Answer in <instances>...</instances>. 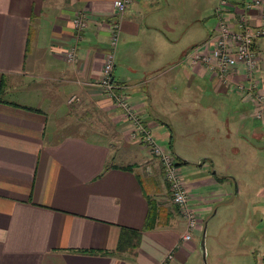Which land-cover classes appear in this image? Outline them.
Wrapping results in <instances>:
<instances>
[{"label":"crops","instance_id":"crops-1","mask_svg":"<svg viewBox=\"0 0 264 264\" xmlns=\"http://www.w3.org/2000/svg\"><path fill=\"white\" fill-rule=\"evenodd\" d=\"M179 1H127L117 16L113 79L154 138L187 170L188 202L203 220L185 240L186 220L171 202L158 159L129 139L122 109L96 84L111 36L113 0H0V264H158L166 251L172 253L168 264H202L196 236L223 197L219 225L232 235L220 238L221 227L215 232L221 242L210 250L212 264H264V224L247 247L239 242L243 230L234 229L240 205L229 185L235 177L233 157L224 150L234 149L230 139L239 130L246 140L264 144V111L255 113L251 91L235 88L237 81L247 82L242 64L225 80L204 63L187 61L185 52L199 43L185 37L179 42L189 25ZM218 1L204 38L215 32ZM229 7L226 3L225 16ZM79 10L87 24L76 39L71 19ZM254 12L249 10L251 21L257 20ZM200 16L194 19L203 20ZM74 42L73 61L63 52ZM258 85L264 90L263 78ZM203 87L221 98L211 109L212 130L207 128L211 118L202 115L210 111L208 102L200 101ZM71 94L78 99L70 100ZM95 109L107 117L108 128L114 127L105 128L108 139L99 125L93 127ZM221 136H226L221 153L229 164L225 157L216 166L209 153L218 152L214 141ZM240 185L242 204L264 195L260 186L253 195L243 188L241 195ZM150 196L160 208L156 224L140 230L133 252L105 254L102 249L115 248L122 226L144 224ZM243 216L246 226H253L254 215Z\"/></svg>","mask_w":264,"mask_h":264},{"label":"built area","instance_id":"built-area-1","mask_svg":"<svg viewBox=\"0 0 264 264\" xmlns=\"http://www.w3.org/2000/svg\"><path fill=\"white\" fill-rule=\"evenodd\" d=\"M127 1L113 0L116 11L112 17L111 36L107 44L108 50L103 58L102 74L96 80V84L102 92L104 91L111 97L115 106L117 105L122 109V115L130 124L127 132L129 137L139 144L145 145L153 156L158 158L160 168L163 171L162 175L169 186L168 191L171 200L176 203L181 216L186 220L184 233L181 236V240H185L192 236L193 229L202 223V219L197 215V208L188 202V198L192 194L184 180L177 157L169 147L154 138L150 128L144 120H141L136 109L129 102V96H126L123 89H120V83L113 79L114 51L119 37L117 16L124 12ZM226 3L230 5V16L228 14L225 16L223 13ZM251 8L257 17L255 21H251L253 17L249 13ZM215 12L218 17L214 24V34L204 38L202 44L190 46L185 52L187 61L204 63L216 70L217 74L225 80H228V72L234 69L236 64H242L247 82L244 80L237 81L235 88L239 91H251V99L258 103L255 113L261 114L264 111V90L259 89L258 84L262 78L264 79V0H243L241 3L219 0ZM84 13V10H79L71 19L76 39L82 36V30L87 24ZM231 16L232 18H230ZM75 46L76 42L67 46L63 52L66 59L74 61ZM255 72H258V75L254 74ZM253 89L255 90L254 93ZM69 99L76 100L78 97L71 94ZM171 259V251H166L158 264H168Z\"/></svg>","mask_w":264,"mask_h":264},{"label":"rangeland","instance_id":"rangeland-1","mask_svg":"<svg viewBox=\"0 0 264 264\" xmlns=\"http://www.w3.org/2000/svg\"><path fill=\"white\" fill-rule=\"evenodd\" d=\"M216 1L218 0H180L179 1V5H181V9L180 10V15L182 13H184V16L187 18V22L186 24L187 27L184 29V31L181 32V35L179 37L180 41L182 42L184 39L189 41H197L199 44L201 43L202 39L206 36V33H208L209 28H211V25L214 21L213 16H211L212 14V9L214 8V4L216 3ZM203 16V20H198V19H194L195 17H200ZM194 19V20H193ZM183 37H185L184 39H182ZM204 40V39H203ZM188 43V42H187ZM171 64H173V62L167 63L165 66L168 67ZM181 83H183L184 81L181 80ZM205 83V80H203V84ZM208 87V86H207ZM209 88V87H208ZM210 90H207L205 87L202 88L201 92H203V97H200V94L198 95V99L200 97V101H203L207 103L209 105L210 111L208 112V114L205 112L203 113V117L208 115L211 119H209L208 122V118H206L207 120V128L209 130H212L213 128L215 129V126H213L215 123V117H214V113L211 109H216V106L213 104L215 101H220V97L219 95L214 94L213 92H209ZM200 93V92H199ZM96 110V109H95ZM218 114L220 116V110H218ZM105 115V114H104ZM93 127H97V125H99L101 127V129L103 130L102 134H108L109 131H111L112 129H114L113 125L111 127L108 128V125H110L109 120H107V117L105 118V116H103V114L96 110L93 113ZM236 121L234 122V128L235 125L238 124L237 121L239 119L238 116H236ZM204 125V124H203ZM220 127L222 129H224V123L220 124ZM105 128H108L109 131H107ZM236 130V129H235ZM241 131H238V134H233V137H231V142L232 145L234 144L237 147H233L234 149L230 152V147H225L224 150L228 151L229 157H233V161H232V165L235 167V177L232 179V183L229 184L230 185V190L232 192V196L235 194L234 199L237 200V203L240 205V209L238 212V219L235 221L234 224V229H236L238 232V230H243L242 234L240 235L241 238L239 237L241 244L244 247H247L248 243H250V241H257L255 238V234H256V230L260 227V225L264 224V215L263 218L260 219L259 216L260 214H263V208H264V195H254L253 198L251 199V201H247L246 204H242V202H238V195L236 192V187L238 188L239 184H241V189L240 192L241 195H243L244 193L242 192V189L245 188L247 190V192H249L251 195L256 193V189L258 186H260V189H264V144H262V141L258 140V139H251V141H253V143L256 145V148H253V146H255L252 142L246 140L245 138H243L242 136H240ZM129 135V134H128ZM200 135H198L199 137ZM245 136V135H244ZM109 134L107 135L108 139ZM230 137V136H228ZM226 139V136H221L217 139H215L214 142H216V146L218 149V152L216 153L214 151V149H212L209 153V155L211 156L210 161L212 160V156L215 158V165L216 166H220L223 161L226 159V163L229 164L228 162V157L227 155L221 153V147L224 146L222 141H225L223 139ZM112 140H114L113 138H111ZM130 139V137H129ZM222 139V140H221ZM157 140V139H156ZM207 141H209V143H211L213 141V139H211L210 137L206 138ZM159 141V140H158ZM161 142V141H160ZM229 142V141H227ZM113 144V142H111ZM212 144V143H211ZM214 146V145H213ZM148 150V149H147ZM149 151V150H148ZM150 152V151H149ZM151 153V152H150ZM152 154V153H151ZM153 156V154H152ZM154 158H157L155 156H153ZM158 159V158H157ZM159 161V160H158ZM157 161V162H158ZM209 162V160L206 161V164ZM231 162V161H230ZM159 163V162H158ZM160 166V164H159ZM214 167V165H213ZM212 167V169H214ZM187 170H182V174L185 177V173ZM163 173V171H162ZM185 174V175H184ZM163 177V175H162ZM164 179V177H163ZM165 181V180H164ZM167 185V191H168V183H166ZM168 195H169V191H168ZM240 195V196H241ZM191 197V196H190ZM225 197L222 198L221 203L219 204V210L215 211L209 218L208 223L206 225L205 231H206V236H204V241L207 247V261L206 264H212L214 257L212 256V252L210 251L213 248V243H216L217 245H219L218 241L221 242V240H218V233H221L219 231L220 229V225L219 223H221V220L224 218L220 217L221 214V210L223 209V204L222 201ZM190 200V198H188ZM166 205V203H165ZM166 208H168L167 206H165ZM179 210V209H178ZM248 211H250L251 214L254 215V220L253 221V226L257 227L255 229V227H253L252 225L248 228V226H246L247 223L246 222V216H243L244 214H247ZM180 213V212H179ZM259 213V215H258ZM242 214V215H241ZM181 215V214H180ZM258 215V216H257ZM258 217V218H257ZM218 233H215L217 232ZM221 231H223L220 235V238H222V236H227L229 235L231 238L232 233L228 232V230H224L223 229V225L221 227ZM201 231L197 234L196 236V240L199 239V236L201 235ZM235 235V234H234ZM257 235V234H256ZM223 245V243H222ZM198 251V249L196 250V252ZM244 257L246 258L247 256L244 255ZM190 259V258H189ZM202 264L203 261H202Z\"/></svg>","mask_w":264,"mask_h":264},{"label":"trees","instance_id":"trees-1","mask_svg":"<svg viewBox=\"0 0 264 264\" xmlns=\"http://www.w3.org/2000/svg\"><path fill=\"white\" fill-rule=\"evenodd\" d=\"M224 178V176L218 177V180ZM171 196V195H170ZM171 199V198H170ZM171 202L177 207L176 203H174L172 200ZM147 212L145 214L144 218V224L140 227H129V226H122L119 233V239H117L115 248L113 249H102V251L105 254L109 253H117L121 254L124 251L127 252H133L135 249V246L139 242V238L141 237L140 230H144L148 227H151L156 224V219L158 217V211H159V204L156 203L154 197H148L147 199ZM178 208V207H177ZM179 209V208H178ZM90 249H83L84 250H91Z\"/></svg>","mask_w":264,"mask_h":264},{"label":"water","instance_id":"water-1","mask_svg":"<svg viewBox=\"0 0 264 264\" xmlns=\"http://www.w3.org/2000/svg\"><path fill=\"white\" fill-rule=\"evenodd\" d=\"M206 223H207V220H204V223L202 225V233L200 235V238H199V241H198V244L200 246L199 250H200V253H201V257L203 258V263L206 264V261H207V256H206V244H205V241H204V236H206V231H205V228H206Z\"/></svg>","mask_w":264,"mask_h":264},{"label":"flooded vegetation","instance_id":"flooded-vegetation-1","mask_svg":"<svg viewBox=\"0 0 264 264\" xmlns=\"http://www.w3.org/2000/svg\"><path fill=\"white\" fill-rule=\"evenodd\" d=\"M175 156H176V155H175ZM178 161H179V160H178V158H177V162H178ZM178 163H179V162H178ZM202 220H203V219H202ZM203 222H204V221H203ZM197 227H198V226H197ZM197 227H196V228H197ZM196 228H195V229H196ZM193 230H194V229H193Z\"/></svg>","mask_w":264,"mask_h":264}]
</instances>
